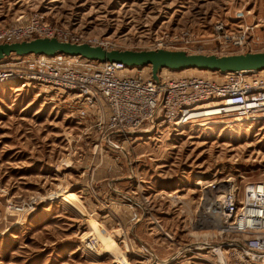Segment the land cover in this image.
I'll return each instance as SVG.
<instances>
[{"label": "rangeland", "instance_id": "rangeland-1", "mask_svg": "<svg viewBox=\"0 0 264 264\" xmlns=\"http://www.w3.org/2000/svg\"><path fill=\"white\" fill-rule=\"evenodd\" d=\"M33 16L111 50L224 56L221 23L264 51V0H0V31ZM39 93L0 87V264H178L216 235L199 221L208 185L264 181V131L245 117L100 145Z\"/></svg>", "mask_w": 264, "mask_h": 264}, {"label": "built area", "instance_id": "built-area-1", "mask_svg": "<svg viewBox=\"0 0 264 264\" xmlns=\"http://www.w3.org/2000/svg\"><path fill=\"white\" fill-rule=\"evenodd\" d=\"M214 31L220 39L215 54L245 53L253 48L245 31H229L221 23ZM36 38L98 44L74 37L37 16L0 31V44ZM187 46L200 52L206 49L183 44ZM159 48L166 47L154 49ZM147 70L144 74L146 68L130 70L120 64L64 56L11 57L0 62V87L17 84L49 95L45 96L49 102L69 105L71 116L84 123L86 133L96 136L100 145L119 135L144 132L145 137H152L165 129L212 126L231 117H248L264 131V74L179 76L162 70L153 80ZM221 181L209 186L215 202L213 216L220 221L216 235L210 243L189 250L192 256L178 264H264V181L246 184L242 193L234 180ZM175 261L177 258L170 263Z\"/></svg>", "mask_w": 264, "mask_h": 264}, {"label": "water", "instance_id": "water-1", "mask_svg": "<svg viewBox=\"0 0 264 264\" xmlns=\"http://www.w3.org/2000/svg\"><path fill=\"white\" fill-rule=\"evenodd\" d=\"M28 56L80 58L97 63L120 64L130 70L149 68L153 80L157 79V74L162 70L173 73L195 70L221 74L264 71V51L217 56L167 49L111 50L86 43L62 42L56 38H36L0 44V62L11 57Z\"/></svg>", "mask_w": 264, "mask_h": 264}, {"label": "bare ground", "instance_id": "bare-ground-1", "mask_svg": "<svg viewBox=\"0 0 264 264\" xmlns=\"http://www.w3.org/2000/svg\"><path fill=\"white\" fill-rule=\"evenodd\" d=\"M198 72V71H195V70H187V71H182L181 73H173V74H183V73H185V72ZM199 74H208V73H206V72H201V71H199L198 72ZM260 74H264V71H262V72H260ZM245 118H247V120L245 121V122H247L248 120H250L248 117H245ZM236 119H237V117H235V118H231V119H229L227 122L228 123H239V122H235L236 121ZM241 122V121H240ZM242 122H243V120H242ZM225 122H219V123H215V125H217V124H224ZM147 140V139H146ZM230 180V179H229ZM222 182V181H221ZM197 183H199L198 181H197ZM197 183H196V186H197ZM203 183H205V185L204 186H206L207 184H209V182H206V181H204ZM208 186H210V185H208ZM218 187H222L221 185H219ZM203 188H205V187H203ZM212 193V190H207L205 193H206V197H205V199H204V201H203V208H202V213H200V216H199V221L202 223V225H207V223L210 221V219L208 220L207 219V217L208 216H211V218H212V216L214 215V208H215V202L211 199V196H210V194L209 193ZM208 195V196H207ZM210 197V198H209ZM209 200V201H208ZM208 201V202H207ZM219 224H220V221H219V218L218 217H216V216H213V218H212V223L211 224H209L208 226H207V228H209V229H212V232H214L215 230L216 231H218V228H219ZM197 227V226H196ZM202 228H203V226H202ZM212 237V236H211Z\"/></svg>", "mask_w": 264, "mask_h": 264}]
</instances>
